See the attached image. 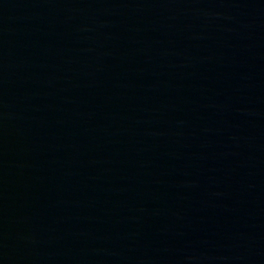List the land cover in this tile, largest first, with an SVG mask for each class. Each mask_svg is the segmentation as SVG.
Listing matches in <instances>:
<instances>
[{"label": "water", "instance_id": "95a60500", "mask_svg": "<svg viewBox=\"0 0 264 264\" xmlns=\"http://www.w3.org/2000/svg\"><path fill=\"white\" fill-rule=\"evenodd\" d=\"M0 264H264V0H0Z\"/></svg>", "mask_w": 264, "mask_h": 264}]
</instances>
